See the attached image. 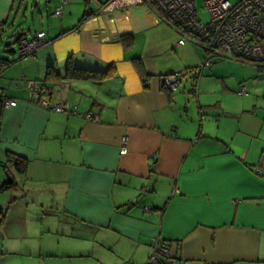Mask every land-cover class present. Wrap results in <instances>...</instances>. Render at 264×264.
<instances>
[{"label":"crops","instance_id":"1","mask_svg":"<svg viewBox=\"0 0 264 264\" xmlns=\"http://www.w3.org/2000/svg\"><path fill=\"white\" fill-rule=\"evenodd\" d=\"M83 4L66 20L71 5L59 0L64 17L48 26V44L0 69V87L8 78L18 87L0 92L17 101L0 108V253L26 250L35 216L62 207L150 254L154 238L166 240L180 264H264V103L251 79L232 85L215 63L200 74L203 49L178 45V32L144 3L89 0L93 14L82 21ZM69 64L114 69L68 79ZM49 67L56 75L46 80ZM176 72L188 73L168 93L164 77ZM21 77L93 118L37 104ZM10 153L27 159L25 172ZM8 174L17 185L2 190Z\"/></svg>","mask_w":264,"mask_h":264},{"label":"rangeland","instance_id":"2","mask_svg":"<svg viewBox=\"0 0 264 264\" xmlns=\"http://www.w3.org/2000/svg\"><path fill=\"white\" fill-rule=\"evenodd\" d=\"M11 3L10 6L0 4V57L15 62L4 69L0 66L4 70L1 73L16 69L15 66L20 62L19 54L8 50L13 47L16 49V39L21 33L29 37L35 36L42 29L48 33V26L64 17L53 15L59 0H16L13 7ZM82 4L83 0H69L72 15L69 16L67 8L66 20L77 18ZM197 4L201 19L207 22L209 13L203 0H198ZM7 44L10 46H6ZM203 52L205 57L204 49ZM214 63L212 68H217L218 74L225 76L226 81L232 85L237 82L240 85L244 83V78H250L264 103V74L259 72L257 65L230 58L216 59ZM206 72H210V69ZM13 82L16 80L8 78L7 85L0 87V92L17 89L18 87L12 86ZM190 86L191 80L186 78L181 93L184 90L188 93ZM35 217L36 226L28 231L31 238L27 237L26 250L12 255L0 253V264H145L150 254L146 248L135 247L115 232L99 227L92 221L67 214L62 207H58L52 214L40 211ZM23 234L25 236V231Z\"/></svg>","mask_w":264,"mask_h":264},{"label":"built area","instance_id":"3","mask_svg":"<svg viewBox=\"0 0 264 264\" xmlns=\"http://www.w3.org/2000/svg\"><path fill=\"white\" fill-rule=\"evenodd\" d=\"M135 1L148 5L178 32V45L192 43L204 49L206 56L198 68L200 74L205 67L213 65L216 59L230 58L264 65V0H203L209 13L207 22L200 17L198 0ZM66 2L62 0L63 4ZM54 15H63V5L55 10ZM48 42L45 31H39L32 37L21 35L16 42V51L20 58L35 55ZM186 73L176 72L165 76L164 86L171 92L177 91ZM23 81L27 83L31 100L37 104L59 113L82 115L77 105L53 103L50 91L39 81L25 78ZM246 93V87L243 86L237 94L244 96ZM16 104L15 99L8 98L4 107ZM82 116L93 118L90 113ZM122 143L126 148L128 138L123 137ZM258 172L262 173V169H258ZM145 264H180V261L172 255L170 242L154 238L152 252Z\"/></svg>","mask_w":264,"mask_h":264},{"label":"trees","instance_id":"4","mask_svg":"<svg viewBox=\"0 0 264 264\" xmlns=\"http://www.w3.org/2000/svg\"><path fill=\"white\" fill-rule=\"evenodd\" d=\"M84 1H85V4H86V10H85L86 12L82 16V21L86 20L88 17H90L93 14V13H91L89 11V0H84ZM21 35H24V34H21ZM21 58H23V57H21ZM135 63H136V66H137L139 72L141 73V75L145 76L146 73L144 71L142 62L137 59V60H135ZM0 65L3 68V67L9 66L10 63L8 62V60L0 57ZM254 65H257L258 69H259V72L264 74V65H260V64H254ZM113 69H114V65L113 64L105 72H99V71H96V70H86V69L75 68L71 64H69L68 67H67L65 76L68 79H87V78L101 79L105 75L112 74L113 73ZM46 75H47L46 76V80H49L53 75H56L55 70L52 67H49ZM165 89H166V91L168 93H171V91L168 90L166 87H165ZM6 99H8V98L0 96V108L4 107V102H5ZM9 158H10V161L15 163V165L17 166L18 171H20V172H25L26 171V169L28 167L27 159L21 157L20 155L13 154V153H10ZM3 166L5 168L7 167L6 164H3ZM16 185H17V182L15 181V178L12 177L11 181L5 182L3 184L2 190H8V189H10V188H12V187H14ZM5 217H6V210H0V227L4 224Z\"/></svg>","mask_w":264,"mask_h":264},{"label":"water","instance_id":"5","mask_svg":"<svg viewBox=\"0 0 264 264\" xmlns=\"http://www.w3.org/2000/svg\"><path fill=\"white\" fill-rule=\"evenodd\" d=\"M6 46H9L8 44ZM11 52V51H10ZM8 180L11 181L12 180V175L8 174Z\"/></svg>","mask_w":264,"mask_h":264}]
</instances>
